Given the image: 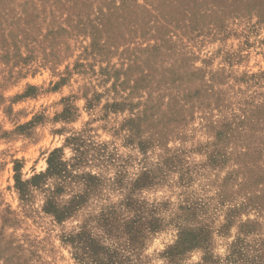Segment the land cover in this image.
Returning <instances> with one entry per match:
<instances>
[{"label": "rangeland", "instance_id": "obj_1", "mask_svg": "<svg viewBox=\"0 0 264 264\" xmlns=\"http://www.w3.org/2000/svg\"><path fill=\"white\" fill-rule=\"evenodd\" d=\"M76 146L57 220L15 179ZM79 233L110 264H264V0H0V264H85Z\"/></svg>", "mask_w": 264, "mask_h": 264}, {"label": "trees", "instance_id": "obj_2", "mask_svg": "<svg viewBox=\"0 0 264 264\" xmlns=\"http://www.w3.org/2000/svg\"><path fill=\"white\" fill-rule=\"evenodd\" d=\"M77 140L79 139L71 138V144L73 145V142L75 143ZM73 149L77 153V156H74L72 159L75 163L67 164L66 162H62L60 160L61 149H54L49 154V157L47 159V169L45 172L34 174L29 180L26 181H22L19 177L15 179V186L23 198L28 197L31 188H40L49 191L51 195L48 196L46 210L52 212L57 220L64 218L65 216L70 214L77 207L82 197V195L80 194L75 195L67 205L62 207L57 206V204H55V202L53 201L54 194L56 193L61 183L67 179L72 180L75 177L71 174L68 166L72 167L74 164H80L82 157L81 152L78 153L79 146H76V148ZM48 178H55L56 187L51 191L44 188V184L46 183ZM76 178H82V182L84 183L83 185L85 186L84 190L88 189L91 184V180H89L90 178H92L91 176H79ZM71 239L72 244L73 241H75V255L85 264H110L107 260L111 258V255H108L105 252H101L100 250L99 252L95 251L96 249L93 250V242L89 237H86L82 235V233H79L78 235L71 237Z\"/></svg>", "mask_w": 264, "mask_h": 264}]
</instances>
